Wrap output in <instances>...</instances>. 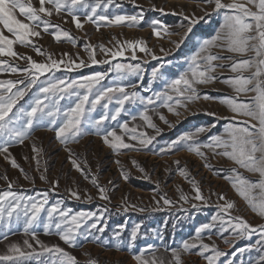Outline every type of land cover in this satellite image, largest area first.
<instances>
[{"label": "rangeland", "instance_id": "1", "mask_svg": "<svg viewBox=\"0 0 264 264\" xmlns=\"http://www.w3.org/2000/svg\"><path fill=\"white\" fill-rule=\"evenodd\" d=\"M32 2L38 7V0H32ZM222 2L229 3L232 2V0H222ZM238 2H242V0H238ZM86 3L95 6L96 0H86ZM132 6L133 8L135 7L134 12H130L129 10V7L131 8ZM142 9L145 11V14ZM212 9H215L214 3H206L205 0H113L112 4H107L106 0H101V7L97 8L96 15H107L110 18H114L116 15L138 16L140 17L139 23H124L120 25L107 24L106 22L99 21L93 23L87 18L88 15L92 14L90 8L79 6L73 11L74 14L79 17L82 27L78 28L76 26L72 14H69L67 10L62 11L59 15L54 13L49 18L52 24L59 26L54 29L55 31H67L70 33V38L62 37L61 40L57 41L52 35L53 29L44 32L42 28H39L38 30L41 31V35L32 38L35 47L16 44L14 45V51L19 54L17 57H0V59L7 60L9 65H18L21 68L28 67L29 62L20 57H30L38 63H49V56L51 59H56L58 61L63 60L65 62L71 58L76 63L83 60L88 65L87 67L68 71L65 69L64 65L61 64L60 68L58 70L53 69L52 73L38 75L36 84L27 91L24 98L18 101L13 111L21 107L27 111L30 105L34 103L35 99L42 96L39 89L47 86L49 82L54 83L56 80H64L66 83H70L72 80H80L82 77L92 76L97 72L106 73V75L104 80L94 87L93 91L96 89L123 86L129 93L133 91L138 93L145 101V103H141L140 100H136L135 102L126 101L117 119L115 121L110 118L105 120L100 126L101 131L99 133L93 129L91 124L85 123L83 125L85 134L78 140L69 141L67 144L62 143L55 135L54 128L61 122L60 117H57L56 125H52L45 121L35 127L22 144L16 141L10 142L8 145L10 158H14L19 167H13L10 159L6 160L3 155H0V191L6 190L8 183H12V190L17 194L40 199L44 193H47L48 205L45 206L46 208L59 202L62 208L71 210V214L79 212L91 213L85 206L90 203H97V206L99 203L101 205L100 208L109 211H118L119 209L122 210L125 208L122 211L124 214L128 215L125 217L127 218L132 232L136 230L134 228L135 219L145 215L149 208H158V206L162 205V195L157 194L156 191L161 193V188L168 186L169 183L173 181V179H168L166 173L179 170L186 173V179L181 178L179 174L175 176L174 182L169 185L174 196H178L182 201L185 200L182 197H186V199L190 198L192 202L201 206L219 207L227 202H232L234 208L229 210L230 216L225 214L222 210L219 211L221 220L226 221L230 219V217H242L256 229L251 233V236H254L257 232L259 233V231H261L259 226L264 225V217H261L254 211L247 201L239 195L232 186L233 182L230 183L226 180L227 178H235L236 173L231 171L233 168H236L243 177L253 181L258 179V174L250 173L244 168L238 167L232 160L222 155H216L211 149L207 148L201 149L204 156L187 150L171 157L168 156L171 153L165 151L163 153L167 154H165V156H160L163 154L160 151L161 149H166L169 143L177 141L181 137L182 133L180 131L182 128L176 131L175 127L182 119H188L196 115H198L196 117H205L204 121L201 120L203 125L196 126L197 129L201 127L207 129L205 132L197 133L196 140L199 143L203 140H207L208 143V138L214 135H226L225 129L223 127L218 128L219 125L215 124V120L219 119L224 122L228 120L226 118L234 115L229 107L221 101L225 97H234L236 95L235 92L232 93L234 89L226 80L229 77H234L237 73H233L230 67H217L214 73H212L216 78L208 83L198 85V98L185 101L184 103L186 106L183 107V110L180 109L175 117H173V114L167 112V107H164L161 101H156L155 104L147 105V107L145 106L147 99L149 97L155 99L154 94L161 92L162 86H165L162 82L155 81L154 79L156 78L152 76V72L157 66H160L159 70L162 69L157 77L163 79V76L166 75L164 72L169 66V62L158 61V59H165L171 56L174 53V45H182L185 42H189L186 37L190 26L189 21L191 19H198L199 22L206 16V13ZM140 12L143 13V15H141ZM166 14H170L171 17L176 20L170 19V21H168L165 19ZM184 17H188L189 19H184ZM20 18L24 19L23 17ZM213 19L214 16L211 19L209 18L206 23L199 25L197 22L195 24L196 32H199L202 27L206 28L204 31H208L204 34L203 38H209L214 34L210 27ZM154 21H159L160 26H165L155 29V31L161 33L160 36L154 34ZM170 22L172 24H168ZM223 22V20L220 22L219 30ZM149 24V28L143 27ZM130 25H136L139 28H131L129 27ZM192 26L193 25H191V28ZM164 28H167V30H169V28L174 30L178 29L179 31L176 36L170 37L169 34L164 31ZM182 30L183 33H181ZM5 34L10 35L6 30ZM141 40L144 42V46L148 51H139L138 45L135 50V59H133V51L130 48H124V56L113 57L106 54L101 47L103 46V48L116 51L122 49L127 41L137 42ZM85 45H90L91 48L95 50L96 60H108L109 63L92 64L90 51L86 50ZM37 47L42 50L43 54L37 52ZM211 51L212 54H219L220 56H232L233 59L240 58L236 54L229 53L218 47H213ZM65 53L68 55H64ZM185 59L186 63H184L183 68H185L189 62L187 58ZM117 63L126 65L139 64L141 72L138 75L128 74L123 79H118V74L115 71V65ZM213 63L218 65H229L232 63V60L218 59ZM244 75H248V72H244ZM134 76L142 80V85L138 86L137 89H131L130 86L126 87L125 85L131 84ZM144 76H146V78H144ZM25 78V73H13L10 68L0 69V80H18ZM80 92L83 94L84 90L81 89ZM211 93H213V96H210ZM214 93H219V96L216 98ZM251 95H253V93H251ZM205 96L208 98L206 99ZM241 96L244 97L245 94L241 93ZM92 98L94 97L90 94V99ZM117 98H120L119 94L114 93L113 100L109 103L107 110L102 107V104L107 101H103L101 105H97L95 111L90 114L86 113L85 121H87L89 117L92 120L98 119L105 111H108L110 115L113 114L117 107L115 103ZM45 103H47V101H45ZM74 103L75 97H72L71 100L67 98L61 100L59 102L61 112L67 107L73 106ZM86 107L88 106L86 105ZM144 114L150 117L155 127L148 126L147 121L143 119ZM161 116H163V119H161ZM133 117H135V119H133ZM239 119L246 118L239 117ZM123 123H127L129 129H136V134L146 133V136L141 137L138 135L137 140H131L130 136L133 135V133L130 131L126 132L119 126ZM111 130H115L118 135L124 137L126 143L134 144L135 147L132 148V150L112 149L108 144H105L103 140L104 133ZM173 132H175L174 135L170 136L169 134ZM163 135L166 137H163ZM148 137L156 138L152 140V143L148 145L147 148H142L138 143L139 139H146ZM2 143L3 137H0V144ZM187 143L191 142H186L184 146L179 147L177 150L187 148ZM34 147L36 151L33 150ZM142 149L155 151V154L146 152V150L144 151ZM72 160L80 164L84 171L82 172L74 167ZM176 165L181 166V169L176 168ZM146 169L148 172L150 171L152 179L158 182L157 185H150V178L148 180L136 179L134 173L138 176H142V172L140 171ZM190 173L194 175V183L188 179V174ZM125 175L127 176L126 180H124ZM42 177L44 178L42 179ZM93 179L96 180V183H93ZM99 186L105 188L108 199H102L100 197ZM196 186L200 189L201 195L203 196L202 200H197L195 198ZM73 191L78 193L79 199L72 197L71 193ZM221 194L225 199H220ZM252 195L258 198L259 189L253 190ZM96 213L95 218L85 220L82 223L80 230L81 234L78 236V245L75 247L62 241L54 229L46 233L42 224L35 228L36 239L46 247L59 246L70 255L74 256L78 264H88L90 259L95 258L102 264H139L136 259H131L125 253L112 250L114 247L115 249H119L116 244L113 246L114 242H112V240H109L110 229L115 230V223L112 221L111 217L105 220L102 213ZM213 217L214 210L212 211L211 220H213ZM41 220L46 221V212L41 213ZM209 222L210 220L207 221V224ZM214 222H216V220ZM93 223L96 224V229L91 228ZM108 223L111 224V227L110 229L107 227L108 230L105 232ZM200 227L201 226H194L193 228L190 227L187 231L185 230L182 238H180V241H182L181 245L184 241L189 242L192 239L194 240L189 243L200 242L196 234V229ZM101 228L103 229L102 232L97 231V229ZM216 229L218 231L215 232V236L213 237L211 231H216ZM89 231L92 233L91 237L84 240L83 237L88 235ZM204 232V234L201 233L204 237L202 243L211 241L212 244L215 245L214 248H217L228 244L229 241H233L234 244L232 246L234 247H232V250L237 247L238 244H241L248 236V234H243L244 237H240V235H237L235 231L231 230L227 224H224L223 227H221V224H216V226ZM125 235L121 236L126 238L127 234ZM225 236L230 237V240ZM97 237H99V242H92L96 241ZM26 239L33 245L32 249L27 248V246L23 244V241ZM89 242H92V244H87ZM11 244L19 245L21 249L26 252L33 251V249L37 253L43 252L41 244H37L36 240L32 239L30 234H25L22 221L19 224L13 223L10 229L0 223V255L10 254L9 246ZM109 246L110 248L106 249V247ZM263 246V244L261 245L253 239L251 246H247V264H264ZM178 252L182 255L181 264H188L190 262L200 264V259L198 260L197 258V260H194L192 258L193 256H187L190 255L188 251ZM203 254L214 253L207 251ZM49 255L48 253H44L39 259L47 260L49 259ZM143 259L148 260L150 264H152L153 261H156L157 264H159L160 261H163L164 264H174L172 252L169 254H166V252H159L152 255V257H143ZM25 264H39V261L33 257L25 261ZM204 264H207L206 260Z\"/></svg>", "mask_w": 264, "mask_h": 264}, {"label": "snow or ice", "instance_id": "2", "mask_svg": "<svg viewBox=\"0 0 264 264\" xmlns=\"http://www.w3.org/2000/svg\"><path fill=\"white\" fill-rule=\"evenodd\" d=\"M106 2L107 4H112L113 0H106ZM205 2L214 3L216 11H224V22L221 29L214 37L203 42L200 51L193 56L189 68L177 78L166 83L163 91L155 93V99L149 97L145 106L147 107V105L155 104L156 101H161L164 107H167L169 111H173L174 106H186L185 101L198 98L197 86L215 79L216 77L212 73L217 67H230L233 73H237L234 77H229L226 80L234 89L236 95L234 97H225L221 101L234 113L233 116L226 118L230 121L225 128L226 135L211 136L208 143L201 145L196 142L194 135L185 134L177 141L169 143L166 149H161L160 151L162 153L165 151L171 153L184 146L186 142H191L187 143L189 151L204 156L201 149H211L214 154L222 155L232 160L238 167L244 168L250 173L258 174V179L253 181L243 177L236 168H233L231 171L235 172L236 176L233 179L232 186L254 211L264 217V0H242V2L232 0L229 3H223L222 0H205ZM79 6L90 8L92 14L88 15L87 18L93 23L99 21L115 25L124 23L138 24L140 20L138 16L116 15L114 18H110L107 15H96L97 8L101 7V0H96L95 6L87 4L86 0H38V7L33 4L32 0H0V57H17L19 54L14 51V45L16 44L35 47L32 38L41 35L39 28H42L44 32L53 29L52 35L57 41L61 40L62 37L70 38V33L67 31H55L54 29L59 26L52 24L49 18L54 13L59 15L62 11L67 10L69 14H72L76 26L78 28L82 27L79 17L73 11ZM184 19L189 18L184 17ZM197 22L198 19H191L188 31H191V25H195ZM153 27L154 34L160 36L161 33L155 31L159 27V21H154ZM5 30L10 35H6ZM164 31L167 32V29H164ZM138 45L139 51H148L142 40L137 42L127 41L122 49L116 51L101 47L106 54L113 57L124 56V48H130L133 51V59H135V50ZM213 47L222 48L229 53L236 54L240 58L233 59L232 56L225 57L219 54H212L210 49ZM85 48L90 51L92 64L109 63L108 60H96L95 50L90 45H85ZM36 50L38 53L43 54L40 48L37 47ZM64 55L68 54L65 53ZM20 58L29 62L28 67L12 66L8 64L7 60L0 59V69L10 68L13 73L22 72L26 74L25 79L0 80V137H3V143L0 144V155H3L6 160L10 159L13 167H19V165L14 158H10L9 143L16 141L22 144L32 130L45 121L56 125L57 117L61 118V122L54 128V131L56 137L62 143L67 144L69 141L78 140L85 134L83 126L85 123L91 124L93 129L99 133L101 131L100 126L105 120L110 118L115 121L117 119L126 101L135 102L140 100L141 103H145L144 98L140 97L138 93L135 91L129 93L123 86L93 91L94 87L99 85L106 75V73L97 72L92 76L82 77L80 80H72L70 83H66L64 80H56L54 83L49 82L47 86L39 89L42 96L35 99L27 111L23 107L13 111L18 101L24 98L27 91L36 84L38 75L52 73L53 69L58 70L61 64L68 71L88 66L83 60L76 63L71 58L65 62L51 59L49 56V63H38L30 57ZM218 59H229L232 60V63L229 65L213 63ZM115 71L118 74L117 78L123 79L128 74L138 75L141 69L139 64L126 65L117 63ZM244 72L249 74L244 75ZM157 75L158 70L154 69L152 72L153 78H156ZM81 89L84 90L83 94L80 92ZM114 93H118L120 98L115 100L117 107L113 114L110 115L108 111H105L98 119L92 120L89 117L85 121L86 113L90 114L95 111L97 105H101L103 101H107L102 104V107L107 110L109 103L113 100ZM241 93H244L245 96L242 97ZM247 93H253V95L247 96ZM90 94L94 98L90 99ZM72 97H75L73 106L67 107L61 112L59 102L66 98L71 100ZM205 98L207 99L208 97L205 96ZM239 117H245L246 119H239ZM143 119L147 121L149 127H155L148 115L144 114ZM161 119H163V116H161ZM119 126L126 132L130 131L133 133L130 136L133 141L137 140L138 135L141 137L146 136V133L136 134V129H129L127 123ZM205 131L207 129L203 127L197 129V133ZM153 139L154 137L141 138L138 143L142 148H147ZM103 140L105 144H108L114 150H128L135 147L134 144L126 143L124 137L118 135L115 130L106 131L103 135ZM33 150L36 151L35 147ZM72 163L78 170L84 171L75 160H72ZM125 179H127V176H125ZM93 183H96L95 179H93ZM12 187V183H8L7 189L0 191V223L10 229L13 223L19 224L22 221L23 231L25 234H30L37 244H41V242L36 239L35 228L42 224L46 233L54 229L62 241L75 247L78 245V236L81 234L82 223L85 220L96 217L95 213L79 212L71 214V210L62 208L59 202L46 208L45 206L48 205L47 193H44L42 198L37 199L17 194L12 190ZM255 189H259L258 198L252 195ZM99 193L102 199H108L103 186H99ZM195 193L197 200L203 199L198 186L195 187ZM71 195L79 199L77 192L73 191ZM182 198L186 199V197ZM220 199L223 200L225 197L221 194ZM163 202L164 204L170 203L167 198ZM219 207L222 208L225 214L230 216L229 210L234 208V204L227 202ZM42 212H46V221L41 220ZM212 219L215 221L217 217L214 216ZM224 224H227L237 235L251 234L256 230L242 217H230V219L222 221L221 227ZM212 227H214L213 224H204L197 228V239L200 238L201 233L205 230H210ZM259 227L261 235H264V225ZM91 228L96 229V224L93 223ZM137 228H139V225H137ZM97 231L102 232L103 229H97ZM91 235L92 233L89 231L88 235L84 236L83 239L87 240ZM116 235L119 237V233ZM136 238L137 231L133 230L130 239L135 241ZM97 240H99V237H97ZM23 244L29 249L33 248V245L27 239L23 241ZM41 247L43 248L41 253L35 252L34 249L26 252L19 245L11 244L9 246L10 254L0 255V264H25V261L33 257L39 261V264H78L74 256L59 246L46 247L41 244ZM128 247L131 248L132 244L129 243ZM194 248L211 250L206 243L201 242L197 245L188 241L183 242V251H189ZM151 249L152 245H148L147 250ZM44 253L50 254L49 259L40 260V256ZM201 254L203 255V251ZM172 255L174 264H181V253L172 249ZM220 255L222 253L219 251L215 252V257ZM205 258L207 264H215V258L212 255H208ZM135 259L139 261V264H150L141 255H136ZM88 264H98V261L90 259ZM152 264H157V262L153 261ZM159 264H164V262L160 261Z\"/></svg>", "mask_w": 264, "mask_h": 264}, {"label": "crops", "instance_id": "3", "mask_svg": "<svg viewBox=\"0 0 264 264\" xmlns=\"http://www.w3.org/2000/svg\"><path fill=\"white\" fill-rule=\"evenodd\" d=\"M169 1H172V0H169ZM199 1H202V0H199ZM131 8H133V6ZM131 8L129 7L130 12H134L135 7L133 9H131ZM142 11L145 14V11L143 9H142ZM141 15H143V13H141ZM213 16H214V19L211 22L210 27H211V31L214 34L211 35L209 38H203L204 34L206 32H208V31H204V29H206V28L202 27L203 29L201 28L199 30V32H196V25H193L191 28V31H187L186 37L188 38L189 42H187V43L182 42L183 43L182 45H179V44L174 45V48H175V49H173L174 53L171 56H168L165 59H158V61L169 62V66L166 68V70L164 72V74H166V75L163 76V79L156 77V79H154L155 81L162 82L165 85L166 83L170 82L172 79L177 78L180 74H182L183 72H185L189 68V65L192 61L193 56L200 51V48H201V45L203 44V42L205 40H209L212 37H214L216 35V33L219 31L220 22L223 20V17H224V11H216L215 9H212L208 13H206V16L203 19H201L197 24L201 25L202 23H206L208 21V19L209 18L211 19ZM165 19H167L168 21H170V19L176 20L175 18H172L170 14H166ZM177 19H179V18H177ZM168 24H172V23L170 22ZM164 25H165V23H164ZM129 27L139 28L136 25H130ZM143 27L149 28L150 24L145 25ZM159 27H165V26L159 25ZM209 28H207V29H209ZM178 31H179L178 29L174 30V29L169 28V30H167V33L169 34L170 37H174L177 35ZM181 33H183V30ZM211 49H210V52H212ZM186 52H188V53H186ZM185 58H187V60L189 62L187 63L185 68H183L184 63H186ZM159 68H160V66L155 67L156 70H159ZM161 70L162 69H160L158 71V74L160 73ZM144 78H146V76H144ZM140 85H142V80L140 78H138L137 76H134V78L131 81V84L125 85V86L126 87L130 86L131 89H135V88L137 89V87ZM149 88H151V87H149ZM164 88H165V86H162V91L164 90ZM234 92L235 91L233 90L232 93H234ZM170 94H172V93H170ZM214 94L216 95V98L219 96V93H214ZM210 96H213V93H211ZM247 96H251V93H247ZM183 107L184 106H182V107L174 106L173 111H169L168 108H166V109H167V112L169 114H173V117H175L176 113L178 111H180V109L183 110ZM196 116H198V115H196ZM196 116L188 118V119H182L181 121H179V124L175 127L176 131L178 129L182 128V130L180 131L182 133L181 136H183L185 134H189V135H194L195 139H196V136H197L196 126L201 125V124L203 125V122L201 120H203V121L205 120V117H203V116H200V117H196ZM229 123H230L229 120H225L224 122H223V120H219V119L215 120V124L219 125L218 128L223 127L225 129ZM175 132H173L169 135L173 136ZM159 137H161V136H159ZM163 137H166V136L163 135ZM154 138H156V137H154ZM208 140H209V138H208ZM196 142L199 143L197 140H196ZM206 143H207V140H203L199 144L203 145ZM129 150H132V149H129ZM142 150H144V151L146 150V152H150V153L155 154V151H151L149 149H142ZM185 150L189 151L188 147L187 148H181L177 151L171 152V154H169L168 156H170V157L175 156L178 153L183 152ZM126 152H129V151H126ZM159 154H162V153H159ZM165 154H167V153H163L160 156H165ZM179 163H181V162H179ZM176 168L181 169V166L176 165ZM140 172H142V176H138L137 174L134 173L137 180H139V179H147L148 180L150 178L151 179L150 185H157L158 184L157 181H154L152 179L150 171L148 172V170L146 169V170H142ZM177 174L181 175L180 176L181 178H185V175H186L185 172H182L179 170L166 173L169 180L173 179V181H171L169 183V185H171V183L174 182L175 176H177ZM188 175H189L188 179H190V181L192 183H194L195 182L194 175L192 173H190ZM233 179L234 178H227L226 180L229 181L230 183H232ZM124 180H126V179H124ZM169 185L165 186L164 188H161V191H162L161 193H158L156 191L157 194L162 195V197H161L162 205L158 206V208L157 207L156 208H149L146 211L145 215L140 216V218L135 219L136 222H135L134 228L136 229V231L138 233L135 241H131V239H130L131 229L129 227V223L127 222V218L125 217L128 215L124 214V212L122 211L125 208H123L122 210L119 209L118 211H114V210L109 211V210L100 208L101 205L99 203H98V206H97V203H95V204L90 203L89 205H85V206L88 208L87 210L90 211L91 213H95V214H97L96 212L102 213L104 215L105 220H108V218L111 217L112 221H114L115 230L110 229V227H111L110 223L107 224L106 230H105V232H106L108 230L107 227H109V229L111 230V232L109 233V240H112V242H114L113 246H115V244H116L117 248H119V249H115V247H114V248H112L113 251H119L120 253H125L126 255H128L133 260H135L136 255H141L142 257H148V256L152 257V255L159 253V252H166V254H169L170 252H172V249H175L177 251H183V244L181 245L182 241H180V238H182V235L185 233V230L186 231L189 230L190 227H192V228L194 226L199 227V226H202L204 224H207V221H209V220H210V222L208 224H213L214 226H216V224L217 225L222 224V220H221L220 214H219V211L222 209L220 207H216V206H201L197 203L192 202V199H190V198H187L184 201H182L178 196H174ZM165 198H167L170 201L169 204H164L163 201ZM213 210H214V216L217 217L216 222L211 220ZM137 225H139V228H137ZM217 231H218L217 229H216V231H213V232L211 231V234H213L212 235L213 237L215 236V232H217ZM117 233H119V237H117V235H116ZM204 233L205 232H203V234ZM125 234H127L126 238L121 236V235H125ZM203 234L200 235V238H199L200 242L196 243L197 245H199L203 241V239H204ZM186 235H187V233H186ZM128 237H129V239H128ZM209 237H211V236H209ZM225 237L230 240V237H227V236H225ZM240 237H244V235L242 234V235H240ZM253 239H255V241L259 242L261 245L262 244L264 245V235H261V231H259V233L257 232L256 234H254V236H251V234H248L246 239H244L241 244H238V246L235 247L233 250H232V247H234V246H232L234 244L233 241H229L228 244H225L222 247L220 246V247L214 248L215 245H213L211 241L207 242L205 240L206 244H208L210 246L211 250H202L199 248H194V249H191L188 251L190 255H187V256H190V257L193 256L192 258L194 260H197V258H198V260L200 259V264H204V261L206 260L205 257L208 255H212L215 258V264H247L248 263V260H247V258H248L247 257V254H248L247 249L248 248H247V246L248 245L251 246ZM192 240H194V239H192ZM192 240H190V241H192ZM92 242H99V241L96 240V241H92ZM92 242H89L87 244H90V243L92 244ZM107 243H109V242H107ZM129 243L132 244L131 248L128 247ZM148 245H152L151 250H147ZM82 246H84V245H82ZM100 247H103V246H100ZM108 248H110V246L106 247V249H108ZM241 249H243V251H241ZM142 250H144V251H142ZM202 251H203V253L210 251V252H213L214 254H203L202 255L201 254ZM216 251H219L220 253H226V254H222L219 257H215ZM95 260H96V258H95ZM194 263L195 262H193V263L190 262L188 264H194ZM98 264H102V263L100 261H98Z\"/></svg>", "mask_w": 264, "mask_h": 264}]
</instances>
